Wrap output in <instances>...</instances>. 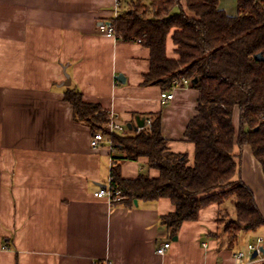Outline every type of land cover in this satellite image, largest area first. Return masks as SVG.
<instances>
[{
  "label": "crops",
  "instance_id": "1",
  "mask_svg": "<svg viewBox=\"0 0 264 264\" xmlns=\"http://www.w3.org/2000/svg\"><path fill=\"white\" fill-rule=\"evenodd\" d=\"M125 1L0 0V264H93L104 258L111 264H235L236 251L256 232L264 236V228L241 231L228 245L219 217L234 216L232 198L201 208L196 220L184 221L172 235L161 222L176 209L170 198L130 208L94 195L108 185L114 162L125 178L160 171L148 157L121 159L124 153L109 143L93 148L91 128L75 121L64 99L67 88L132 128L138 116L161 111L169 149L186 153L189 164L195 159V144L184 134L197 113L199 91L177 87L163 104L161 86L143 83L150 49L99 30L125 11ZM219 5L238 13L237 0ZM167 54L178 58L171 34ZM239 119L237 108V129ZM234 152L240 156L234 179L253 190L264 215L263 167L249 145L236 144ZM165 241L171 245L160 254Z\"/></svg>",
  "mask_w": 264,
  "mask_h": 264
},
{
  "label": "trees",
  "instance_id": "2",
  "mask_svg": "<svg viewBox=\"0 0 264 264\" xmlns=\"http://www.w3.org/2000/svg\"><path fill=\"white\" fill-rule=\"evenodd\" d=\"M220 0H127L123 13L111 19L115 36L150 49V69L144 84L169 90L175 77L191 80L199 91L197 113L185 138L195 144V159L169 149L162 134V112L150 113L151 124L140 132L121 135L106 128L109 112L99 103L85 101L83 93L67 88L64 99L73 106L75 121L102 131L120 149L121 159L148 157L160 171L125 178L119 163L110 170L108 185L122 198L113 204L134 207L135 200L170 198L176 209L161 216L172 235L184 221L196 220L201 208L232 198L235 215L224 224L229 246L241 231L264 228V215L253 190L238 172L235 145H249L264 171V0H237L238 13L228 14ZM172 35L178 58L167 54ZM197 78V82L193 80ZM239 109V128L234 113ZM116 158V157H115Z\"/></svg>",
  "mask_w": 264,
  "mask_h": 264
},
{
  "label": "built area",
  "instance_id": "3",
  "mask_svg": "<svg viewBox=\"0 0 264 264\" xmlns=\"http://www.w3.org/2000/svg\"><path fill=\"white\" fill-rule=\"evenodd\" d=\"M100 32L105 36L115 35L114 29L111 26H108L106 23L101 22L99 24ZM191 80L186 77H175L173 79V86L169 90H163L160 95V100L163 104H166L170 101L174 96V89L177 87L189 86ZM108 122L106 124V128L109 133H117L121 135H129L130 133H138L146 126L151 124V118L145 119L144 126H136L135 128H129L128 125L118 121V117L109 112ZM107 135L102 131H96L92 133L91 137V146L93 148H98L104 143H109L112 146L111 138H107ZM113 148V147H112ZM96 197L99 198H107L112 204L115 200H120L122 196L120 195V191L112 190L109 185H106L105 188L101 187L98 191L94 193ZM171 242L165 241L158 248L157 252L160 254L165 253V251L170 247ZM206 245V244H205ZM262 247H264V236H258L255 242H250L247 244V250H238L235 252V264H264V252L262 251ZM257 252L256 256H253L254 252ZM93 264H111V260L108 258H104L98 261H95Z\"/></svg>",
  "mask_w": 264,
  "mask_h": 264
},
{
  "label": "water",
  "instance_id": "4",
  "mask_svg": "<svg viewBox=\"0 0 264 264\" xmlns=\"http://www.w3.org/2000/svg\"><path fill=\"white\" fill-rule=\"evenodd\" d=\"M104 23H106L108 26H111L112 25V21L108 20V21H104ZM255 58L259 59V60H264V56L262 53H258L255 55ZM121 75L118 76L119 79H121ZM194 82H197V78H195L193 80ZM145 124V118L143 117H137V126H144ZM130 128H132V125L129 124L128 125ZM106 185H101V187L105 188ZM135 203L138 204V200H135ZM174 239H177V236L174 237ZM262 251L264 252V247H262ZM257 255V252L255 251L253 253V256H256Z\"/></svg>",
  "mask_w": 264,
  "mask_h": 264
},
{
  "label": "rangeland",
  "instance_id": "5",
  "mask_svg": "<svg viewBox=\"0 0 264 264\" xmlns=\"http://www.w3.org/2000/svg\"><path fill=\"white\" fill-rule=\"evenodd\" d=\"M144 1H148V0H144ZM125 5H126V1H125ZM231 206V205H230ZM229 212H231V213H233L234 215H235V208L233 207V206H231L230 207V209H229ZM230 217H232L231 216V214H228L227 212H224V213H221V215H220V217H219V221L221 222V226H222V229H224V224H225V222L230 218ZM257 233H259V232H256L255 234V238L252 240V241H249L248 243H250V242H255L256 241V239H257ZM247 243V244H248ZM247 244H246V248L245 249H243L244 251H246L247 250Z\"/></svg>",
  "mask_w": 264,
  "mask_h": 264
}]
</instances>
